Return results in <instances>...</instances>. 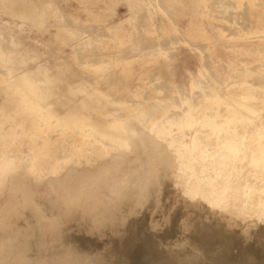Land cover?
<instances>
[{"label":"rangeland","instance_id":"rangeland-1","mask_svg":"<svg viewBox=\"0 0 264 264\" xmlns=\"http://www.w3.org/2000/svg\"><path fill=\"white\" fill-rule=\"evenodd\" d=\"M48 2L50 15L43 16V24L35 28L31 16L43 15ZM25 3L24 7L23 0H0V33L5 36L0 41L17 51L25 48L16 55L17 67L23 66L20 62L25 56L30 68L43 63L53 75L64 77L59 82L63 91L67 81L83 79L94 86L90 90L112 98L131 101L138 94L145 102L160 95L176 98L181 106L180 94L191 93V84L201 79L205 86L221 89L234 105L254 92L258 98L252 103L264 110V0ZM13 38L18 41L15 47ZM3 76L0 69V80ZM0 90L8 92L5 83L0 82ZM9 96L7 99H13ZM84 96L69 94L74 104ZM191 96L200 103L202 117L209 106L206 95L198 90ZM0 97V108L14 107L13 102ZM92 103L100 108L103 101ZM115 107L110 104L109 109ZM225 113L229 115V111ZM58 133L51 134V144L40 154L35 147L37 139L25 135L11 145L0 133V223L4 220L0 234L4 239L13 231V219L36 198L58 215L44 223L41 232L47 244L55 243L56 249L64 229L80 231L96 241L92 260L109 262L100 258L109 253L113 258V243L124 235L131 215L120 209L116 184L125 186L129 173L147 169L153 173L159 170L160 188L153 192L154 204L146 207L141 220L158 233L174 230L169 240L175 250L187 248L191 238L202 243L204 237L223 238L225 233L242 236L245 245L253 240L262 243L264 112L239 128L246 145L245 152L236 157L220 155L221 144L210 128L195 127L186 134L176 130L167 146L161 143L156 148L157 154L151 150L150 140L143 149L110 145L113 151L108 153L101 143L93 145L77 134L74 140L83 150H73L70 138ZM194 135L200 151L189 153ZM109 193L114 195L106 204L109 215L100 217L98 207ZM76 210L81 213L79 218L74 215ZM50 259H55L52 264H62V257Z\"/></svg>","mask_w":264,"mask_h":264},{"label":"bare ground","instance_id":"bare-ground-1","mask_svg":"<svg viewBox=\"0 0 264 264\" xmlns=\"http://www.w3.org/2000/svg\"><path fill=\"white\" fill-rule=\"evenodd\" d=\"M47 5L43 9V15L35 13L31 16L30 24L35 28L41 27L43 16L50 15V2ZM1 38L5 39L2 33ZM12 44L14 47L18 44L17 38H13ZM24 49L21 48L19 51ZM19 51L17 48L5 46L0 41V69L4 71L0 82L6 84L8 91L6 93V90H0V94L4 101L8 100L14 104L13 108L7 106L0 108V133L11 145L19 143L25 135L30 136L31 140L37 139L35 147L38 148L36 150L39 154L51 144L53 132L70 138L73 150H83V147L74 140V135L77 134L93 145L101 143L108 153L113 151L110 145H114L115 149L131 147L143 149L142 146L150 140L151 150L155 153L156 148L158 150L159 146H162L161 143L167 146L169 138L176 130L186 134L187 129L202 127L210 128L217 134L222 148L221 156L236 157L245 152L246 145V137L240 136L239 128L247 127L253 117L260 118L264 112L258 104L252 103L258 98L254 92L244 96L234 105L221 89L211 85L205 86L201 79L191 84V93L180 92L181 106L177 105L176 98H165L160 95L154 99L149 97L147 103L140 98L142 95L138 94L131 101L124 97L112 98L104 92L90 90V87L94 89V86L83 79L65 80L67 87L63 91L59 82L62 83L64 77L61 79V75L56 73L53 75L46 64L40 63L35 68H30L27 57L22 56L20 63L23 66L17 67L19 59L16 55ZM31 57L35 58V55H30ZM200 74L202 77L205 76L203 71ZM141 86L139 85L137 90L141 89ZM198 90L206 95L209 102L202 117H199L200 103L191 96ZM79 93L85 96L74 104L69 94ZM7 95H11L13 99H7ZM93 101L97 103L103 101L102 106L99 108L93 105ZM110 104L116 107L109 109ZM225 111H229V115ZM224 135L226 136L223 137ZM41 138L43 140L39 142ZM31 140L28 144L33 143ZM197 142V135H194L193 149H190L189 153L200 151ZM127 176L125 186L116 184V187L120 191L118 200L120 209L131 214L130 219L124 235L113 243L115 247L112 251L113 258L109 257L110 253L105 254L100 259L110 261H102L100 264H264L262 233L259 237L262 240V243L259 241L260 245L255 240L245 245L242 236L226 233L223 238L204 237V242L197 243L191 238L192 234L187 248L175 250L173 240H169V237L174 235V230L158 233L141 220L146 207L154 204L153 192L160 188L157 180L158 176H161L159 170L153 173L147 169H138ZM159 180L163 183L161 178ZM111 197L114 195L107 194L103 205L98 207L100 217L109 215L106 204ZM26 206L19 216H14V227L10 236L4 239L0 234V264H52L55 259L50 258L59 257H62V264H97L92 260L95 259L93 252L96 247L93 238L80 231L64 229L61 245L54 249L55 243L47 244L41 231L48 218L58 215H54L50 211L51 208L39 204L36 198ZM74 215L79 218L81 213L76 210ZM3 221L0 223L1 229ZM35 222L36 226L33 228Z\"/></svg>","mask_w":264,"mask_h":264},{"label":"crops","instance_id":"crops-1","mask_svg":"<svg viewBox=\"0 0 264 264\" xmlns=\"http://www.w3.org/2000/svg\"><path fill=\"white\" fill-rule=\"evenodd\" d=\"M20 1H21V0H20ZM25 2H26V0H23V3H24L23 6H24V7H25V5H26ZM18 5L22 6L20 2L18 3Z\"/></svg>","mask_w":264,"mask_h":264}]
</instances>
